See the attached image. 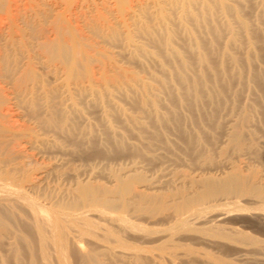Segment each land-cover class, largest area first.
I'll return each instance as SVG.
<instances>
[{"label": "bare ground", "instance_id": "6f19581e", "mask_svg": "<svg viewBox=\"0 0 264 264\" xmlns=\"http://www.w3.org/2000/svg\"><path fill=\"white\" fill-rule=\"evenodd\" d=\"M26 3L0 0V264H164L134 221L264 206V0ZM101 217L140 247L56 243Z\"/></svg>", "mask_w": 264, "mask_h": 264}, {"label": "rangeland", "instance_id": "374dc122", "mask_svg": "<svg viewBox=\"0 0 264 264\" xmlns=\"http://www.w3.org/2000/svg\"><path fill=\"white\" fill-rule=\"evenodd\" d=\"M26 1L29 7L28 0ZM2 19L5 21H2V25L6 26L8 20ZM122 104L126 109H132L127 103L122 102ZM223 202H225V200H223ZM223 202L221 206L220 203L216 205L219 204L218 206L220 208L223 206L226 207L227 205H229L227 206L229 208H235L239 205L251 212V214L248 212L247 215H252L255 219L247 215L244 217H242L243 215L241 214V217L240 215L237 216L235 209H233L235 210L233 211L234 213L226 212L223 207L216 210L215 214L214 210L213 212H206L209 217L205 218V213L203 215L205 219H201L202 217L196 220L192 218L182 222L174 218L154 220L153 222L137 220L133 222L137 227L143 224L142 226H144L145 229L147 227L149 229H146L147 231H152L151 234L153 235L150 242L147 241L144 243L145 245L141 244V247H146V249L148 248L150 250L153 249V252L155 250V253L159 255V258L161 257L160 260L163 261L164 264H211V260L214 264H264V221H259V224L256 220L257 217L264 220L261 216H264V206L254 200L248 199L238 200L237 204H235V200H228L229 203L227 204L225 202L226 205ZM230 211H232V209ZM254 212L255 214H253ZM209 213L211 215H209ZM228 213L233 214L230 215ZM212 214L214 215L212 216ZM88 221L90 220L88 219ZM98 222L100 226L93 227L86 221L67 222V224L63 225L61 229V238H59L56 243L61 246L66 240L79 237V232L87 230L99 236L117 237L119 241H124L125 244H128V241H130L129 244L140 247V243H136L134 239L126 235V224L115 227L114 224H111L110 220L105 217L99 218ZM142 226L141 228H144ZM171 227L174 229H171ZM168 228H170V232L167 231L169 230ZM108 232H110V234H108ZM156 232H159L161 235L159 234V236ZM49 249L51 252L55 251L54 246H50ZM199 256L202 259L205 258V260H201ZM194 257H198L199 260Z\"/></svg>", "mask_w": 264, "mask_h": 264}]
</instances>
